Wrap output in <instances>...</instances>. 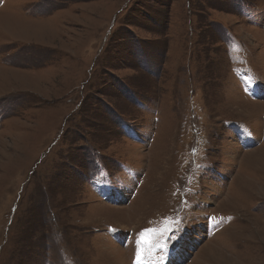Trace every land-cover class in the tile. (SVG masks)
<instances>
[{
  "label": "rangeland",
  "instance_id": "374dc122",
  "mask_svg": "<svg viewBox=\"0 0 264 264\" xmlns=\"http://www.w3.org/2000/svg\"><path fill=\"white\" fill-rule=\"evenodd\" d=\"M0 264H264V0H0Z\"/></svg>",
  "mask_w": 264,
  "mask_h": 264
},
{
  "label": "snow or ice",
  "instance_id": "6c2138e0",
  "mask_svg": "<svg viewBox=\"0 0 264 264\" xmlns=\"http://www.w3.org/2000/svg\"><path fill=\"white\" fill-rule=\"evenodd\" d=\"M156 230L149 229L142 231L139 234V239L137 240V260H142L146 255L152 254V249L155 247L154 244V235Z\"/></svg>",
  "mask_w": 264,
  "mask_h": 264
}]
</instances>
